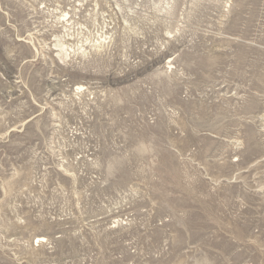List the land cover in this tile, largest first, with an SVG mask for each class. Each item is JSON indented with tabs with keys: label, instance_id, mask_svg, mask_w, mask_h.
I'll return each instance as SVG.
<instances>
[{
	"label": "rangeland",
	"instance_id": "1",
	"mask_svg": "<svg viewBox=\"0 0 264 264\" xmlns=\"http://www.w3.org/2000/svg\"><path fill=\"white\" fill-rule=\"evenodd\" d=\"M0 264H264V0H0Z\"/></svg>",
	"mask_w": 264,
	"mask_h": 264
},
{
	"label": "bare ground",
	"instance_id": "2",
	"mask_svg": "<svg viewBox=\"0 0 264 264\" xmlns=\"http://www.w3.org/2000/svg\"><path fill=\"white\" fill-rule=\"evenodd\" d=\"M62 46V45H61ZM60 47V46H59Z\"/></svg>",
	"mask_w": 264,
	"mask_h": 264
}]
</instances>
